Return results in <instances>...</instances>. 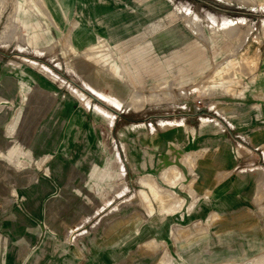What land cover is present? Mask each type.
<instances>
[{
  "label": "crops",
  "instance_id": "1",
  "mask_svg": "<svg viewBox=\"0 0 264 264\" xmlns=\"http://www.w3.org/2000/svg\"><path fill=\"white\" fill-rule=\"evenodd\" d=\"M146 1L149 0H102L98 21H94L96 16L93 15L86 19V24L90 30L96 29L111 43L124 42L122 47L129 45L141 31L154 26L156 21L163 23L164 29L170 28L164 37L175 40L177 34L173 25L166 23L170 20L171 0H157L159 11L155 15H149L147 11L136 12L135 7ZM50 3L57 11L60 10L56 0H51ZM255 9L263 21V25L257 30L258 40H252L248 32L240 45L245 48L252 40L256 70L251 72L240 69L242 65L243 68L245 64L249 66L247 61L250 57L244 53L243 60L239 59L232 64V68L239 64L238 70H228L221 76L218 74L217 80L221 78L222 81H217L216 86L214 85L217 89V101L221 102L219 89L222 87V93L228 96L227 102L234 108L228 116L231 119H215L217 124H211L213 127L206 134L200 133L199 125L193 131H188L185 127L190 125H185L180 126L182 132L176 135L173 129L176 124L169 125L165 122L169 125L168 130L157 131L155 134L139 136L132 134L134 131L129 129L128 134L105 137L103 131L106 122L102 119L106 114L99 111V116L103 118L91 115L89 104H82L79 98L78 100L71 94L61 92L48 80L53 85L52 89L32 88L35 100L29 103V116L22 104L1 105L0 110L10 109L13 114L10 118L0 116V119H6L8 124L25 129L20 144L22 148L17 157L13 155L17 160L15 163L8 160V154H3L10 138L0 129V144H3V149L0 145V156L4 157L0 162V264H39L46 254L48 264L51 261L53 264H216L245 261L263 253L264 6H257ZM76 15L75 4L71 17L64 13L63 23L56 27V31L67 33L72 30L71 25ZM75 32L90 39L86 30L80 26L76 27ZM240 37L241 34L234 37L237 41L233 46L239 45ZM153 49L155 53L160 51L154 45ZM177 55L174 59L180 61ZM138 56L141 55L136 54ZM182 62L177 67L178 73L188 69L185 66L189 62ZM163 64L171 72V60L163 63L159 59L143 63L134 69L133 77L139 87L144 71L162 73L160 68ZM252 78L256 82H252ZM236 80H240L241 85L235 87L238 84ZM225 83L227 85L223 87ZM230 83L236 93L234 91L233 94H228L226 89ZM155 85L147 88L168 86L166 81ZM65 101L70 102L69 110L62 108ZM240 104L257 106L252 120L239 122L236 117L238 108L235 109V105ZM33 117L38 119V127L43 133L39 136L36 150L27 152L23 145L26 141V128L32 124ZM126 124L134 127L145 125L138 121ZM45 125L47 129L44 130ZM68 126L73 134H67ZM217 127L221 128L222 135ZM236 136L246 137V150L236 146ZM88 139H93L95 146L92 151L90 148L84 151L82 162L77 166L80 154L76 150L80 141ZM111 142L120 152L124 146L128 148V144H131L135 152H132L133 149L129 152L130 162L125 163V168H110L113 182L105 183L104 188L97 193L89 175L96 162L95 156L109 164L108 143ZM223 142L226 143V150L220 149ZM145 152L156 155L157 160L163 158L167 164H176L180 177L177 178L170 167L161 165V161L155 167L141 168L139 164L143 159L137 160L134 155ZM26 155L32 160L27 159ZM44 156H49L43 165L49 172L47 176L35 168ZM258 172L260 173L257 175ZM145 175L154 178L155 189L159 193L171 198L157 199L149 188L142 187L138 180ZM34 176L37 177L36 181L32 180ZM126 176L129 182L123 183ZM39 180H43L40 190L31 193L28 200L27 194L30 192L26 188ZM134 181L139 186L137 191L133 188ZM12 182L22 201L12 199ZM140 189L148 195L152 210L138 199ZM75 191L81 193V200L75 195ZM97 197L99 202H96ZM174 197L179 198L180 202ZM92 198L94 202H91ZM100 199L105 201L104 206ZM98 204L104 208L91 214L92 207ZM59 208L61 213L52 215ZM85 213L88 214L85 216ZM84 217H92L91 221L104 225L100 230L89 233L82 245L76 243L68 246L72 250L62 258L57 257L65 253L67 248L60 252L56 249L41 250L29 259L34 251L30 250L33 248L30 245L36 243L44 232H48L47 228L57 233L59 228L54 226L56 222L58 227H63L73 222L74 218L77 220Z\"/></svg>",
  "mask_w": 264,
  "mask_h": 264
},
{
  "label": "rangeland",
  "instance_id": "2",
  "mask_svg": "<svg viewBox=\"0 0 264 264\" xmlns=\"http://www.w3.org/2000/svg\"><path fill=\"white\" fill-rule=\"evenodd\" d=\"M3 1L4 5L1 4ZM3 1L0 0V106H12L15 103L22 104L23 108L27 110L28 116L31 114L28 111L29 103L35 100L32 88L46 87L52 89L54 85L61 92H66L77 99L79 98L80 100H78L82 104H89L91 106V115L94 114L96 117L103 118L99 116V111L101 114H106V117L102 119L106 122L103 131L105 137H112L116 134H128L129 129L134 131L131 132L134 135L145 136V134H155L157 131H166L170 124H176L173 129H175L176 135H180L182 132L180 126L185 127V125H190L185 128L188 131H193L202 121H215V119L228 121L231 119L228 116L232 114L231 110L234 106L227 102L228 96L226 93H222L223 88L219 89L221 93L219 100L221 102L217 101L218 99L215 95L217 89L214 85L216 86L217 81H222L221 78V80H217L218 74L221 76L225 75L228 70H238L239 64L234 65L233 68L232 64H235L239 59L243 60L244 53L250 57L249 61H247L250 67L245 64V67L243 68L242 65L240 69L251 72L256 70V62L253 55V47L255 46L251 45L253 44L252 40L255 42L258 40L257 30L261 24L263 25V21L260 20L262 16H259L255 9L257 6H264L263 0H171L169 10L170 20L166 23L173 25L174 32L177 34L174 38L175 40L165 38L164 36L167 35L170 28L164 29L163 23L156 21L154 26L152 25L148 27V30L141 31L132 39L129 45L124 47H122L124 42L119 44L111 43L105 40L96 29L94 31L90 30V27L86 24V19L92 18L93 15L96 16L94 21H98L102 0H56L60 5L59 11L50 3L51 0ZM75 4L77 6V15L74 21H71L72 25L70 24L72 30H69L67 33L56 31V27L58 25L60 27L63 23L64 13L69 18L71 17ZM243 7L245 8L243 9ZM135 9L138 13L147 11L149 15H155L159 11L158 1H146V3L136 6ZM226 24L229 26H226ZM7 25L11 30L7 28ZM77 26L86 30L87 36L90 39L87 40V37L83 38L79 32L76 33ZM191 26L195 27V29L193 30ZM228 27H231V29ZM248 32H250L252 40L247 43L245 48H242L240 45L242 43L241 40ZM6 34H8V37ZM237 34H241L242 37H240V43L236 47L233 44L237 41L234 38ZM170 41L175 42L174 44H170ZM86 42L90 43V47L88 44L86 45ZM147 42H151L155 48L160 47V51L156 53L152 51L142 55L133 63L128 62L122 57H118L123 56L124 54L122 53H129L139 45ZM108 48L116 53L119 61L112 55H107V61L105 58L99 60L92 53L94 50L104 51ZM177 54L186 56V58L182 57L181 59L189 62V67L185 70L186 73H178L177 71V67L183 63L182 61H175L174 58ZM157 59L163 63L171 60V72L166 70L164 64L160 68V70H163L162 73L154 74L144 71L142 73L143 81L141 87H139V84L133 77L134 69L139 68L143 63L154 62ZM205 60L207 61V67L202 70V63ZM120 63L123 64L125 73ZM77 65L85 68V74L88 75L87 79L92 78L97 81L98 86L96 88H91L88 85V81L77 72ZM162 81H166L168 86L147 88L149 85H155L157 82ZM236 81H238V84H235V87L241 85L240 80ZM251 81L256 82V79L252 78ZM113 82L118 83L117 86L119 85L123 90L124 97L120 100L115 98V92L112 88ZM225 85L227 83L222 86L225 87ZM232 85L230 83L229 88L226 89L228 90V94H233L235 91L232 90ZM161 91H167V93L169 91V93L164 96V93ZM137 93H145L146 97L158 95L157 99L159 101L157 100V104H159L157 105L155 101L152 104L148 103L134 109L131 107L130 100L133 96L139 95ZM169 94L170 97L168 96ZM145 95L142 94L141 97L145 98ZM165 100L167 102H164ZM15 105L14 107H16ZM235 106L239 107H237L238 113H236V117L239 118V121H244L246 119L244 115L246 112L244 114V111L241 112L242 104ZM62 108L69 110L70 102L65 101ZM5 110H0V116L5 115V117L10 118L13 113L10 109ZM217 110L220 111L215 112ZM253 116L255 115L253 114L248 118L249 121L253 119ZM37 120L34 119L32 124L26 128V141L23 145L24 148L26 147V151L36 150L39 136L43 133L40 132ZM134 121H138L139 123L144 122L145 125L141 124L134 127L126 124ZM165 122H168L169 125ZM0 129L4 130L1 133H5L10 138V142L7 143L3 154H8V160L15 163L17 161L15 160V156L17 157L19 150L22 148L20 144L25 128L12 126L7 123L6 119H0ZM45 129H47V125L44 126ZM66 132L67 134H73L70 126H68ZM206 133L208 132L202 134ZM236 138V146L239 149L246 150L247 148L245 147H248L245 141L247 140L246 137L236 136ZM0 145L3 149V144ZM94 146L93 139L80 141L79 147L76 150L80 154L77 166L82 162L81 156L84 151L88 148L92 151ZM132 147L134 146L128 144V148L124 146L123 151L120 152L115 148L113 142L108 143L109 164H105L102 158L95 156L96 162L92 165V173L89 175V179L95 186V192L98 193L99 190H102L105 183L110 184L113 182L109 171L110 168L122 169L126 167L125 163L130 162L131 155L129 152L132 149L134 150L132 152H135V149ZM220 149H227L225 142L220 144ZM262 150L264 151V147ZM14 154L15 156L13 157ZM134 156L137 157V160L143 159L142 163L139 164L143 169L160 165L159 162L161 161V165L170 167V170L174 171L176 177H180L177 165L167 164L163 158L157 160L156 155L148 152ZM3 158L0 156L1 163ZM150 160H153V162ZM42 182L43 180H39L26 188L27 192H30L27 194L28 200L31 193L34 194L40 190ZM128 182L129 180L126 176L123 179V183ZM138 183L142 187L149 188L157 199L171 198L168 195H162L155 189L156 182L150 175L141 177ZM133 188L135 191L139 189V186L135 185V181ZM156 192L161 196H157ZM74 193L79 197V200L82 199L80 192L75 191ZM137 195L138 199L142 203H146L150 210H152L150 199L146 192L140 189ZM12 199L14 198L12 197ZM174 199L180 202L179 198L174 197ZM14 200L16 201L17 199ZM91 202H94L93 198ZM96 202H99L98 197ZM100 202L104 206L105 201L100 199ZM101 205L98 204L92 207L93 212L91 214L98 213L99 210L103 209L104 207ZM59 210H54L55 213L53 212L52 215H59L61 212ZM87 214L85 213L84 215L86 216ZM91 218L84 217V219L80 218L77 220L74 218L73 222L68 223V221H65L68 224L63 227H58V223L56 222L54 226L59 228V232L56 233L54 230L52 231V229L47 228L48 232H44L43 236L36 243L30 245V247H33L30 250L34 251L29 259L34 256L35 252L41 250L56 249V251L60 252L68 246L76 245V243L82 245L84 239L89 236V233L100 230L104 225L91 221ZM54 235L55 237H53ZM66 238H72L71 242L66 241ZM71 250L67 248L65 253L58 255L57 258H62L65 254L71 252ZM47 259L48 255L46 254L40 259L39 264H48ZM49 264H53V261ZM216 264H264V252L245 261H227Z\"/></svg>",
  "mask_w": 264,
  "mask_h": 264
},
{
  "label": "bare ground",
  "instance_id": "3",
  "mask_svg": "<svg viewBox=\"0 0 264 264\" xmlns=\"http://www.w3.org/2000/svg\"><path fill=\"white\" fill-rule=\"evenodd\" d=\"M1 1H3V0H1ZM55 1V0H54ZM22 2V1H21ZM1 4H3L4 5V1L1 3ZM19 5H18V3H17V7H18ZM12 17V16H11ZM194 21V20H193ZM197 22V21H196ZM12 23V22H11ZM13 24V23H12ZM229 24V23H228ZM228 24H226V26L228 25ZM192 25V24H191ZM233 25V24H232ZM195 26H196V24H195ZM198 26V25H197ZM229 26V25H228ZM12 27V26H11ZM192 27V26H191ZM7 28H9L10 29V27L7 25ZM193 28V30L195 29V27H192ZM191 28V29H192ZM197 28V27H196ZM228 28H230L231 29V27H228ZM234 28V27H233ZM222 29V28H221ZM227 29V28H226ZM11 30V29H10ZM14 30V29H13ZM229 30V29H228ZM160 31V30H159ZM223 32H224V30H223ZM12 33H13V31H12ZM225 33V32H224ZM11 35V34H10ZM6 36L8 37V34H6ZM10 37V36H9ZM98 37V36H97ZM173 38V37H172ZM99 39V38H98ZM97 41V40H96ZM99 42V41H98ZM143 42V41H142ZM171 43L170 44H174V42L173 41H170ZM100 43V42H99ZM97 44V43H96ZM169 44V45H170ZM88 46L90 47V43L88 44ZM138 46V45H137ZM105 47H106V45H105ZM107 48V47H106ZM159 49H160V47H158ZM72 49H74V48H72ZM91 50H93V49H91ZM152 50H154L153 49V44L151 43V42H147V43H145V44H143V45H139L138 47H136L135 49H133L132 51H130L129 53H122V54H124L123 56H118V57H122L123 59H125V60H127L128 62H130V63H133V62H135L136 60H137V58L138 57H141L142 55H145V54H147V53H150V52H152ZM87 52V51H86ZM92 53H93V55H95L96 57H98V59L99 60H103L102 58H105L106 59V61H107V59H108V56L107 55H112V56H114V58L115 59H117L118 60V58L116 57V53L115 52H113L112 50H110L109 48L108 49H105L104 51L103 50H94V51H92ZM136 54H138V55H141V56H138V57H136ZM91 56V55H90ZM182 57H185L186 58V56H184V55H180V54H178L177 55V58L180 60V61H183V59H181ZM251 60V59H250ZM119 61V60H118ZM152 64V63H151ZM74 65V64H73ZM120 65H121V67H122V70L124 71V73H125V68H124V66H123V64H121L120 63ZM144 67V66H143ZM205 67H207V61L205 60V61H203V63H202V70H204L205 69ZM250 67V66H249ZM183 68V67H182ZM185 68H188V65H187V63H186V66H185ZM76 69H77V72L85 79V80H87L88 81V85L92 88H96V86H98V83H97V81H95L94 79H87V77H88V75H86L85 74V68L83 67V66H80V65H77L76 66ZM236 70V69H235ZM120 73H122V72H120ZM135 76V75H134ZM210 76V75H209ZM233 82V81H232ZM118 84V83H117ZM117 84L115 83V82H113L112 83V88H113V90H114V92H115V98L116 99H121V98H123L124 97V93H123V90H122V88H120V86L118 85L117 86ZM156 86V85H155ZM161 86V85H160ZM156 88V87H155ZM205 91V90H204ZM134 92H136V91H134ZM160 92V91H159ZM161 92H163V91H161ZM141 93V92H140ZM152 93V92H151ZM150 93V94H151ZM158 93V92H157ZM156 93V94H157ZM164 93V96L165 95H167L168 93H169V91H168V93H167V91L166 92H163ZM137 94H139V93H137ZM142 94H144L145 95V93H142ZM142 94H139V95H137V96H133L132 97V99L130 100L131 101V104H132V106L131 107H133L134 109H137V108H139V107H142V106H144L145 104H148V103H151L152 104V102H155L156 101V104H157V96L158 95H152L151 97L150 96H147V97H149L148 99H147V97H146V95L144 96L145 98H142L141 96H142ZM149 94V95H150ZM155 94V93H154ZM162 94V93H161ZM134 95H136V94H134ZM172 95H173V93H172ZM155 96V97H154ZM169 97H170V94L168 95ZM168 98V97H167ZM173 98V97H172ZM165 99V98H164ZM163 99V100H164ZM171 100V99H170ZM115 101V100H114ZM159 101V100H158ZM169 101V100H168ZM118 102V101H117ZM164 102H167L166 100L164 101ZM170 102V101H169ZM119 103H120V101H119ZM130 104V103H129ZM159 104V103H158ZM157 104V105H158ZM161 104V103H160ZM236 107V106H235ZM238 107V106H237ZM236 107V108H237ZM214 108V107H213ZM239 108V107H238ZM131 109V108H130ZM133 110V109H132ZM241 112H243V114L246 112V114H244L245 115V117H246V119L244 120V121H242V120H240L239 122H247V121H249V117H251V115H253L255 112H256V110H257V107H252V106H244V105H242V107H241ZM218 111H220V110H217V111H215V112H218ZM238 111V110H237ZM238 113V112H237ZM241 114V113H240ZM242 114V115H243ZM237 115V114H236ZM243 115V116H244ZM241 116V115H240ZM242 117V116H241ZM243 118V117H242ZM251 120V119H250ZM211 124H217L215 121H211V120H206V121H202L201 122V124L199 125V130H200V133H204V132H209L210 131V128H212L213 126L211 125ZM212 126V127H211ZM215 126V125H214ZM166 128V127H165ZM217 130L219 131V134L220 135H222L223 133H222V131H221V128L220 127H217ZM217 134V133H216ZM157 196H161L158 192H156L155 193ZM163 200V199H162ZM162 202V201H161ZM164 202V201H163ZM162 202V203H163ZM178 203H179V201H178ZM169 208V207H168ZM191 208V207H190ZM163 209V208H162ZM167 208H165V210H166ZM164 210V209H163ZM59 211H61V210H59ZM61 213V212H60ZM57 214H59V213H57ZM50 215V214H49ZM135 232V231H134ZM136 233V232H135ZM64 256H66V254L64 255ZM66 258V257H65ZM76 258V257H75ZM78 258V257H77Z\"/></svg>",
  "mask_w": 264,
  "mask_h": 264
},
{
  "label": "built area",
  "instance_id": "4",
  "mask_svg": "<svg viewBox=\"0 0 264 264\" xmlns=\"http://www.w3.org/2000/svg\"><path fill=\"white\" fill-rule=\"evenodd\" d=\"M199 103H201V102H199ZM26 157H27V155H26ZM27 159L30 160L29 157H27ZM48 159H49V156H44V157H42V161L39 162V163H37V165L35 166V168H36L37 170H41V173H43V174L46 175V176L49 175V172H48V170H47L46 167H43V165H44V163H45ZM42 167H43V168H42ZM32 180H33V181H36V180H37V177L34 176V177L32 178ZM10 187H11V196H12L14 199H17V200H19V201L22 200V198L19 197V196L17 195V192H16V185H15L14 182L11 183ZM71 239H72V238H71ZM71 239H70V238H66V241L71 242Z\"/></svg>",
  "mask_w": 264,
  "mask_h": 264
}]
</instances>
